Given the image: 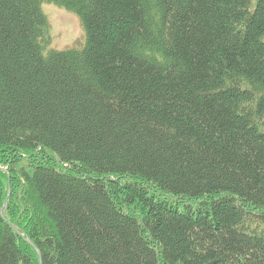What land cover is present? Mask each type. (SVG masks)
<instances>
[{"label": "trees", "instance_id": "trees-1", "mask_svg": "<svg viewBox=\"0 0 264 264\" xmlns=\"http://www.w3.org/2000/svg\"><path fill=\"white\" fill-rule=\"evenodd\" d=\"M0 264H264V0H0Z\"/></svg>", "mask_w": 264, "mask_h": 264}, {"label": "rangeland", "instance_id": "rangeland-1", "mask_svg": "<svg viewBox=\"0 0 264 264\" xmlns=\"http://www.w3.org/2000/svg\"><path fill=\"white\" fill-rule=\"evenodd\" d=\"M43 8L50 19V34L52 37V46L54 48L65 49L74 46L76 43L80 42L83 37L85 38L81 20L75 12L55 3H45ZM1 168L6 169H2L3 171L8 170L7 167ZM11 192L12 189L9 181V197L11 196ZM9 197L7 198L9 199Z\"/></svg>", "mask_w": 264, "mask_h": 264}, {"label": "water", "instance_id": "water-1", "mask_svg": "<svg viewBox=\"0 0 264 264\" xmlns=\"http://www.w3.org/2000/svg\"><path fill=\"white\" fill-rule=\"evenodd\" d=\"M2 169H3V170H6L5 168H2ZM9 178H10V176H9ZM8 197H9V195H8ZM7 200H8V198L6 199L5 204H6ZM2 213H3V211H2ZM16 227L19 228L18 226H16ZM27 240H28L33 246L36 247V249L38 250V253H39V255H40V259H41V251L37 248L36 244H35L30 238H27Z\"/></svg>", "mask_w": 264, "mask_h": 264}, {"label": "bare ground", "instance_id": "bare-ground-1", "mask_svg": "<svg viewBox=\"0 0 264 264\" xmlns=\"http://www.w3.org/2000/svg\"><path fill=\"white\" fill-rule=\"evenodd\" d=\"M17 229V228H16Z\"/></svg>", "mask_w": 264, "mask_h": 264}]
</instances>
